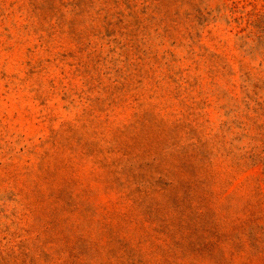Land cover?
Listing matches in <instances>:
<instances>
[{"label":"rangeland","instance_id":"rangeland-1","mask_svg":"<svg viewBox=\"0 0 264 264\" xmlns=\"http://www.w3.org/2000/svg\"><path fill=\"white\" fill-rule=\"evenodd\" d=\"M0 264H264V0H0Z\"/></svg>","mask_w":264,"mask_h":264}]
</instances>
